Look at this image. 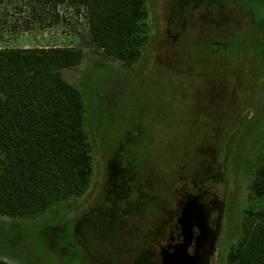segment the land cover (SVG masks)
I'll return each mask as SVG.
<instances>
[{"label":"rangeland","instance_id":"374dc122","mask_svg":"<svg viewBox=\"0 0 264 264\" xmlns=\"http://www.w3.org/2000/svg\"><path fill=\"white\" fill-rule=\"evenodd\" d=\"M147 6L150 41L126 66L96 47L86 6L0 0V49H82V62L62 76L84 96L95 166L83 196L36 217L0 214V258L225 264L244 211L264 204L247 201L253 173L264 163V0H147ZM227 25L231 34L252 28L263 54L241 52L237 84L217 89L206 72L186 68L207 65L196 46L223 40ZM258 59L255 74L246 67Z\"/></svg>","mask_w":264,"mask_h":264},{"label":"trees","instance_id":"16d2710c","mask_svg":"<svg viewBox=\"0 0 264 264\" xmlns=\"http://www.w3.org/2000/svg\"><path fill=\"white\" fill-rule=\"evenodd\" d=\"M45 1L86 6L91 38L110 60L131 66L150 41L147 0ZM228 27L225 40L212 37L196 46L198 56L208 57L207 65L201 61L186 68L206 72L210 86L217 89L235 87L240 53H255L258 41L252 28H234L231 34ZM82 60L79 48L0 49V214L36 217L61 201L83 196L90 188L95 166L85 128V99L62 76V70ZM262 62L258 59L246 68L257 74ZM224 78L225 85L221 84ZM241 78L248 83V77ZM247 201L264 203V163L253 173ZM241 227L225 264H264V204L246 209ZM0 264L13 263L0 258Z\"/></svg>","mask_w":264,"mask_h":264}]
</instances>
